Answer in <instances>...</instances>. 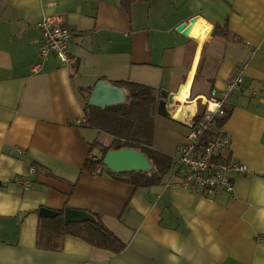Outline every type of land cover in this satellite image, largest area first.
I'll return each instance as SVG.
<instances>
[{
  "label": "crops",
  "instance_id": "1",
  "mask_svg": "<svg viewBox=\"0 0 264 264\" xmlns=\"http://www.w3.org/2000/svg\"><path fill=\"white\" fill-rule=\"evenodd\" d=\"M55 14L72 34L69 64L39 55L37 23ZM198 18L207 24L200 47L177 30ZM192 70L193 112L242 77L217 120L227 157L247 167L231 173L232 191L206 194L172 174L135 186L89 166L109 144L86 122L98 80L153 89V148L172 162L187 127L159 115L157 102ZM262 82L264 0H0V264H264ZM41 208L98 214L125 246L112 253L73 235L39 246Z\"/></svg>",
  "mask_w": 264,
  "mask_h": 264
},
{
  "label": "trees",
  "instance_id": "2",
  "mask_svg": "<svg viewBox=\"0 0 264 264\" xmlns=\"http://www.w3.org/2000/svg\"><path fill=\"white\" fill-rule=\"evenodd\" d=\"M136 1L146 0H121V4L124 8H128L132 2ZM116 86L121 87L126 93L127 100L124 103L102 109L88 105L86 107L87 125L103 131L112 138L108 145L100 147V158L95 162L90 161L89 166L91 168L97 164L102 166L103 156L110 149L135 148L149 158L153 169L148 173L126 172L130 174L128 176L130 182L142 187L159 184L171 167V157L153 148L152 112L156 104L153 89L145 84L131 81H119L116 82ZM99 143L94 145H100ZM108 172L119 176V174ZM59 212L56 217L50 219L41 216L43 219H41L37 241L39 246L48 247L52 239H62L66 235H73L112 253L123 250L125 244L104 225L98 214L91 213L94 216L93 221L66 223L63 219V211ZM45 221L48 223L46 224Z\"/></svg>",
  "mask_w": 264,
  "mask_h": 264
},
{
  "label": "built area",
  "instance_id": "3",
  "mask_svg": "<svg viewBox=\"0 0 264 264\" xmlns=\"http://www.w3.org/2000/svg\"><path fill=\"white\" fill-rule=\"evenodd\" d=\"M37 27L41 32L40 57L46 59L52 54L60 63L69 64L72 34L63 17L59 14L45 16ZM241 83L239 73L229 81L221 97L211 90L209 95L198 99L201 110L192 114L187 112L181 119L188 132L170 167L172 176L179 178L180 185L199 188L206 194H213L218 189L230 192L233 190L231 173L246 172V165L227 157L230 139L217 126V120L227 115V99ZM261 91L264 93V82Z\"/></svg>",
  "mask_w": 264,
  "mask_h": 264
},
{
  "label": "water",
  "instance_id": "4",
  "mask_svg": "<svg viewBox=\"0 0 264 264\" xmlns=\"http://www.w3.org/2000/svg\"><path fill=\"white\" fill-rule=\"evenodd\" d=\"M177 30H182L184 34H186V24H180L177 26ZM160 95L161 98L157 102V113L163 117L174 119L166 106L167 102L172 101V95H167L165 91H161ZM126 100V93L121 87L100 79L93 86L87 100V105L102 109L108 106L124 103ZM102 165L114 174L126 172L148 173L153 169V164L149 158L135 148L108 150L103 156ZM59 213V211L47 210L45 208L39 210V215L45 218L56 217ZM63 219L66 223L93 221L94 216L85 210L65 208L63 210Z\"/></svg>",
  "mask_w": 264,
  "mask_h": 264
},
{
  "label": "bare ground",
  "instance_id": "5",
  "mask_svg": "<svg viewBox=\"0 0 264 264\" xmlns=\"http://www.w3.org/2000/svg\"><path fill=\"white\" fill-rule=\"evenodd\" d=\"M207 24L202 21L200 18L196 20V26L187 27L186 34L192 36L199 44L201 45L202 36L206 33ZM193 70L189 74L187 81L182 84L178 91L172 95V101H177L178 105L176 109L170 112L172 118L180 120L186 114L187 109L191 112L194 111L195 101L189 102L190 99V84H191V77H192ZM171 101V102H172ZM186 103H190L188 107H186Z\"/></svg>",
  "mask_w": 264,
  "mask_h": 264
},
{
  "label": "rangeland",
  "instance_id": "6",
  "mask_svg": "<svg viewBox=\"0 0 264 264\" xmlns=\"http://www.w3.org/2000/svg\"><path fill=\"white\" fill-rule=\"evenodd\" d=\"M192 100H194V98H193V96H191L190 97V99H189V101H192ZM199 103V102H198ZM185 105H187V103L185 104ZM199 107H200V105H199ZM201 108H202V106H201ZM87 117H88V111H87ZM181 120V119H180ZM166 128V127H165ZM99 133H101V134H104V136H106V138H103V140L102 141H104L105 143H110V141H111V137L109 136V135H106V133H104L103 131H98ZM187 132H188V129H187ZM187 134V133H186ZM156 146L158 147V145L156 144ZM95 149H97L96 147L94 148V150ZM177 149H176V151L172 154L173 156H175V155H177ZM102 167L103 168H105L103 165H102ZM173 173V170H172V168H170L169 169V171L164 175V176H166V175H169V174H172ZM121 174H124L126 177H128L130 174L129 173H120L119 175H121ZM163 176V177H164ZM45 223L47 224L48 222L47 221H45Z\"/></svg>",
  "mask_w": 264,
  "mask_h": 264
}]
</instances>
